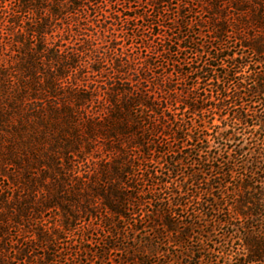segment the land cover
<instances>
[{"label":"trees","instance_id":"16d2710c","mask_svg":"<svg viewBox=\"0 0 264 264\" xmlns=\"http://www.w3.org/2000/svg\"><path fill=\"white\" fill-rule=\"evenodd\" d=\"M146 1L158 20L172 2ZM178 1L181 10L197 3L217 44L207 51L180 27L174 51L157 48L137 62L124 46L105 50L99 42L122 18L112 9L118 0H0V264H61L70 249L61 240L79 226L82 243L93 244L85 233L99 216L102 263L124 251L121 264H180L168 247L184 254L192 233L211 237L224 226L223 245L238 241L234 255L201 239L203 253L214 257L196 264H264V0ZM226 34L246 52L223 47ZM132 37L148 49L138 32ZM188 50L181 67L166 55ZM155 57L171 61L175 73L165 69L151 81L145 73L154 74ZM171 74L190 82L179 98L162 96V87L176 92L166 81ZM137 182L148 183L147 201L144 190L132 191ZM134 213L148 217V238L138 247L123 234L134 231L127 222ZM161 242L168 261L152 262ZM82 243L76 255L89 260L92 250Z\"/></svg>","mask_w":264,"mask_h":264},{"label":"rangeland","instance_id":"374dc122","mask_svg":"<svg viewBox=\"0 0 264 264\" xmlns=\"http://www.w3.org/2000/svg\"><path fill=\"white\" fill-rule=\"evenodd\" d=\"M146 2H147L146 0H138L132 4V9L130 10L125 9V6H128L127 0H118L117 4H114L112 6L113 10L122 11V18L113 23L115 27L113 28V31H111V34L106 33L104 36L100 37L99 39L100 45L103 46L105 50L109 49V47H116L117 49V48H120V46H124L125 47L124 50L126 51L127 54L132 56L135 60H137V62H143L146 58L154 57L155 56L154 54L156 53L157 48L161 50L164 48V46H166V48H169L171 52L174 51L176 49V42H177L176 39L179 36L180 27H182V30L184 31L185 36L187 35L191 40H194L195 44H198V46L200 45L204 46L205 50L207 51H210L212 49V44H217V41H213L211 38L213 37V35L210 34L211 28H208L210 26H209V23H207L206 14L200 11V8L197 7L196 2H192L191 3L192 6L183 8V10H181V8L179 7V1L172 0V2L169 5L165 4L160 9V12L163 17L159 20L157 18L156 11ZM134 14H137L139 16H145V19L140 18L134 21H131V20L126 21L127 16L134 15ZM106 22L108 23V25L104 23L105 26L107 25L108 27H110V23H109L110 21H106ZM152 22H156L157 24L158 23L162 24V26L161 27H158L157 25L151 26ZM176 22H179V23L183 22L184 24L178 25V23ZM134 31L138 32V34L141 35V37H143L144 42L146 43L148 42V49L139 47V45L142 44V40L139 38L136 39L132 37ZM158 33L169 34V38L172 40V42L164 43V41L161 39V35H156ZM221 43L223 47L230 48L232 50L231 52H235V54L237 53L241 54L243 52H246L244 51V49L243 50L240 49L241 47L239 46V44H236L235 38L232 37V35L230 34H226L223 42ZM115 53L119 54L120 52L116 51ZM166 55H167V58L175 62V64L178 67H181L178 63L183 62L182 59L190 58L192 56L190 50L181 51L180 54L178 55H175L173 53H167ZM189 60L190 59H186V61H189ZM250 60H251L250 58H244L242 61L249 62ZM152 62L155 63L154 66H151L153 67L154 74L152 75L149 71L145 73L147 76L153 78V79L151 78V81L154 80L155 78L153 76H157L165 69L170 73H175L172 67L173 65L172 62L167 61L166 59H164V57H158V58L155 57V59H152ZM252 68H255V66L252 65L250 67L248 66L247 68H245L243 71V76L248 75V73L251 72ZM107 69H108V66L104 68L105 71ZM135 76L136 75H134L133 73H126L125 75V77L128 79L129 78L136 79ZM106 78L107 77L104 75V76H100V79H99L101 80V86L104 89H105L104 83L107 82ZM169 78L170 79L166 81L175 83L176 92L172 91L169 93V91H166L165 87H162V89L164 90V92L162 93V96L166 97L168 95H171L172 98L173 97L179 98L182 92L186 90L184 88H186V86L190 82L187 80H182L180 77H177L176 74L174 75L171 74ZM143 86L146 87L145 89H148V86L150 87L152 85L151 83H146V84H143ZM255 101L252 102L251 106L253 108H256V110L261 109V106H259L258 103H256ZM174 108L175 106L174 107L170 106L171 110ZM172 113H175L176 115V114H180L181 111L177 110V111H173ZM209 115L210 114L207 113L205 114V117L209 118ZM215 118H217V115ZM214 123L218 124L219 121L215 119ZM244 132H246L244 131V129L241 130V133H244ZM258 133L259 132H257V134ZM246 136L247 135H244L242 138H244L245 140ZM246 142L247 141H244V144ZM215 145L216 144L211 137L209 141L210 148L213 149L214 148L213 146ZM204 146L206 145L201 144L199 147H204ZM219 147L221 148L222 145L219 144ZM221 150L223 151L225 149H221ZM227 151L230 152L231 149H228ZM130 154L132 157H134L135 154H139L138 149L133 148ZM140 159L141 157H137L131 160H133L134 162H138ZM147 166H149V163L147 164ZM181 179L182 178L180 177L178 180H181ZM142 184L143 186L139 182H137V184H135L136 189H132V191L136 193V191L138 190H144L145 194L141 195L140 198L143 199L144 201H147L148 196H149L147 192V190H149L148 183L145 182ZM215 194L217 195L218 193H215ZM133 203L135 204V206L138 205V201L136 199L133 200ZM143 208L145 211H148L150 207L148 206V204H145ZM142 214L143 213L141 212V215ZM142 217L143 216H140V214L138 213H134L133 215L130 214L127 222L132 223L134 231L128 230L127 232H123V234L127 236L128 239H129V236L130 238L134 237L136 239L135 243H133L131 240H130V243H132V245L133 244L136 245L137 247L141 244V241H144L148 238V235H147L148 232L146 233V231H148V228L144 229V226H143V224H146V222L148 221V217L147 215L143 218ZM91 223H92V227L89 229L90 234L85 233V236L88 235L89 236L88 238L92 240L93 244L88 243V245H86L85 243H82L81 237L83 235V232L80 230L79 226H77V228L73 230V233L66 234L64 239L61 240L64 246H68V247L70 246L69 247L70 249H68L65 252V254L66 253L68 254L64 257L62 256V258L60 259L62 262L61 264H70L72 261H74V259L76 261H83L84 264H121L122 263L121 260L126 257V253L124 251H115L105 256L107 259V263H102L101 260L95 256L96 252H98V254L100 255L102 251L101 244H102V241L106 239V237H104V232H102V230L100 229V226L103 225V221L100 216L97 219L93 218V221ZM120 224L122 226L124 225V223L122 222ZM135 228H137L136 231H135ZM225 232H227V228H225L224 226L216 227L211 237L206 236L205 238H202L198 235V232H195V233H192L190 237L186 240V242L183 244L184 249H187L186 251H184V254H181L180 252H175L177 248L174 249V248L168 247V250H170L172 254H175L180 264H185V263L196 264V262H198L197 258L200 256L201 258H205V260L214 257L212 255L207 254V252L203 253L202 251L203 245L200 243L201 242L200 240L203 239L205 242V245H207L206 247H208L209 249H212V248L219 249L220 248L221 250H223L224 255L228 253L231 254L229 255V258H231V256L234 255V252L238 247V241H235L234 239L232 240V242L228 241L227 245L226 244L223 245L224 243L221 241L224 238L222 235ZM128 239H126V242H129ZM152 240L155 242L154 244L160 242L158 238H154V239L152 238ZM161 241L163 242V240ZM122 242H123L122 240H118L115 242V244L116 246H121L120 248H122L123 246ZM162 242L161 244H158L159 253L155 252V255L150 257L152 262H158L160 260L166 261V262L168 261V257L164 258V255H163L167 251V249H165V247L167 248V246H165ZM81 243L83 244L82 246H89V248L92 250L88 252L89 260H87L84 256L76 255V251L80 248ZM67 244H70V245H67ZM184 249L181 248V250H184ZM130 251L132 252V249ZM37 254L42 256L43 251L39 249ZM144 254L145 256L148 255L145 250H144ZM67 258L69 260H67ZM34 262H36V260H34ZM166 264H168V262ZM199 264H200V261H199Z\"/></svg>","mask_w":264,"mask_h":264}]
</instances>
